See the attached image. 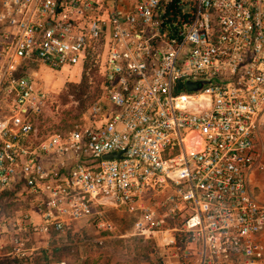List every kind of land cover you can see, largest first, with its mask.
<instances>
[{
    "label": "built area",
    "instance_id": "built-area-1",
    "mask_svg": "<svg viewBox=\"0 0 264 264\" xmlns=\"http://www.w3.org/2000/svg\"><path fill=\"white\" fill-rule=\"evenodd\" d=\"M35 63L97 75L82 123L39 136ZM263 145L264 0H0L4 258L117 213L150 264H264Z\"/></svg>",
    "mask_w": 264,
    "mask_h": 264
},
{
    "label": "rangeland",
    "instance_id": "rangeland-1",
    "mask_svg": "<svg viewBox=\"0 0 264 264\" xmlns=\"http://www.w3.org/2000/svg\"><path fill=\"white\" fill-rule=\"evenodd\" d=\"M22 70L49 93L47 105L37 120L39 136L61 132L83 122V116L97 94L95 73L85 75L83 72L85 77H82L78 70L54 72L37 63L22 64ZM77 86L78 92L83 90L78 97L71 94V88ZM262 148L263 162L257 167V176L251 182V187L255 199L264 205V145ZM30 209V202L16 199L14 195L0 200V217L13 216L14 213ZM107 217L111 224L110 230H99L92 224L77 223L65 235L48 244L38 237L31 239L30 245L37 249L29 264L44 259L53 261L56 258L66 264H150V247L126 236L132 219L117 213H110ZM6 259L0 253V264Z\"/></svg>",
    "mask_w": 264,
    "mask_h": 264
},
{
    "label": "trees",
    "instance_id": "trees-1",
    "mask_svg": "<svg viewBox=\"0 0 264 264\" xmlns=\"http://www.w3.org/2000/svg\"><path fill=\"white\" fill-rule=\"evenodd\" d=\"M82 74V77L84 76L83 75V73H81ZM80 74V75H81ZM92 75H94L93 73H92ZM85 77V76H84ZM95 81H96V90H97V94H96V98H95V100L97 99V97H98V80L96 79V77H95ZM79 86H77V87H72L71 88V94H74L75 96H81L82 95V93H83V90H81V91H77L76 90V88H78ZM94 100V101H95ZM93 101V102H94ZM87 111V110H86ZM110 214V213H109ZM128 227L130 228V225H128ZM134 239H136V241H138V242H143L141 239H138V238H134ZM145 243V242H144ZM147 244V243H146ZM148 245V244H147ZM149 246V245H148ZM150 247V246H149ZM31 259H32V255L29 257V258H27V264H29V262H31ZM58 261H60V259H58V258H56V259H54L53 261H47V260H43V261H40L39 263H35V264H42V263H48V262H58ZM2 264H15V262H13L12 260H10V259H6Z\"/></svg>",
    "mask_w": 264,
    "mask_h": 264
},
{
    "label": "water",
    "instance_id": "water-1",
    "mask_svg": "<svg viewBox=\"0 0 264 264\" xmlns=\"http://www.w3.org/2000/svg\"><path fill=\"white\" fill-rule=\"evenodd\" d=\"M196 87H197L196 84H194V85H187V90H188V91H192V90H194ZM113 157H115V158H119V155H118V154H116V155H112V154H110V155H104V156H103V159H111V158H113Z\"/></svg>",
    "mask_w": 264,
    "mask_h": 264
},
{
    "label": "crops",
    "instance_id": "crops-1",
    "mask_svg": "<svg viewBox=\"0 0 264 264\" xmlns=\"http://www.w3.org/2000/svg\"><path fill=\"white\" fill-rule=\"evenodd\" d=\"M262 162H263V159H261L260 162L258 161V164L261 165ZM256 172H257V169H256V167H255V168L253 169V172H252V175H251V182H253L254 177L257 176Z\"/></svg>",
    "mask_w": 264,
    "mask_h": 264
}]
</instances>
